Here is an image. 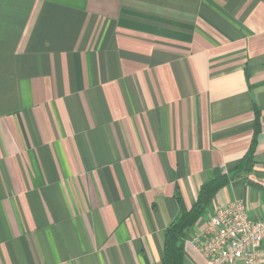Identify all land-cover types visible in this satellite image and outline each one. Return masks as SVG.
<instances>
[{
	"label": "crops",
	"instance_id": "1",
	"mask_svg": "<svg viewBox=\"0 0 264 264\" xmlns=\"http://www.w3.org/2000/svg\"><path fill=\"white\" fill-rule=\"evenodd\" d=\"M218 179L181 264L264 217V0H0V264H164Z\"/></svg>",
	"mask_w": 264,
	"mask_h": 264
},
{
	"label": "built area",
	"instance_id": "2",
	"mask_svg": "<svg viewBox=\"0 0 264 264\" xmlns=\"http://www.w3.org/2000/svg\"><path fill=\"white\" fill-rule=\"evenodd\" d=\"M191 244L204 264H264V217H249L234 199L215 208Z\"/></svg>",
	"mask_w": 264,
	"mask_h": 264
},
{
	"label": "trees",
	"instance_id": "3",
	"mask_svg": "<svg viewBox=\"0 0 264 264\" xmlns=\"http://www.w3.org/2000/svg\"><path fill=\"white\" fill-rule=\"evenodd\" d=\"M224 180H214L200 188L198 198L193 207L185 214H182L176 219L167 229L166 232V253L164 257V264H181V247L178 245L176 239L182 237L183 231L192 221L198 216L214 196L216 189L223 184Z\"/></svg>",
	"mask_w": 264,
	"mask_h": 264
}]
</instances>
